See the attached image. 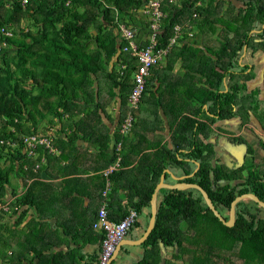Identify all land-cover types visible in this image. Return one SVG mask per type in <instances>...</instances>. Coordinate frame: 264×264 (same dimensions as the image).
Listing matches in <instances>:
<instances>
[{
  "label": "trees",
  "instance_id": "obj_1",
  "mask_svg": "<svg viewBox=\"0 0 264 264\" xmlns=\"http://www.w3.org/2000/svg\"><path fill=\"white\" fill-rule=\"evenodd\" d=\"M148 1L29 0L23 6L21 0H0V23L14 31L0 53V202L10 195L14 198L9 211L0 209V216L8 212L22 215L28 207L38 204L33 191L40 182L34 181L19 195V184H14V178L18 173L36 176L33 168H38L37 164L44 162L42 158L52 152L40 146L36 156L28 155L25 134L39 133L44 120L53 123L55 118L66 115H99L104 109L100 104L104 82H109L112 90L117 87L120 97L128 101L138 59L123 51L118 21L137 27V38L141 46H146L150 20L139 9ZM163 9L161 44L174 34L176 24L190 19L196 24L193 37L184 28L182 39L167 58L180 55L187 68L198 70L200 84L188 96L199 103L200 110L202 104H207L202 111L203 120L184 116L178 124L172 140L171 164L189 175L196 167L194 161L200 162L194 175L183 180L203 186L216 208L229 219L231 203L237 195L254 192L264 200V162H257L252 145L243 137L232 138L245 144L249 155V160L236 168L221 161L211 140L216 135L217 121L236 116L245 123L254 114L264 131V81L249 92L247 82L255 78L257 69L253 66L245 72L249 66L239 63L245 45L254 52L264 50V0H181L178 4L166 2ZM255 28L262 31L251 33ZM216 34L223 37L218 45L213 42ZM155 79L149 78L141 102L147 98L162 102L163 96L155 91ZM113 94L116 96L117 92ZM92 103L95 106H90ZM180 138L182 143L177 142ZM180 147L191 150L178 153ZM161 148L165 154L166 147ZM163 168L151 167L147 171L150 182L144 199L131 205L138 212L143 205L148 206V221L151 198ZM123 173L117 170L111 178ZM160 197L156 225L142 243V258L123 264H264V207L258 202H238L235 224L228 226L196 188L163 187ZM124 210L119 217H113L109 210V216L120 220L129 212ZM165 249L172 252L166 255Z\"/></svg>",
  "mask_w": 264,
  "mask_h": 264
},
{
  "label": "crops",
  "instance_id": "obj_2",
  "mask_svg": "<svg viewBox=\"0 0 264 264\" xmlns=\"http://www.w3.org/2000/svg\"><path fill=\"white\" fill-rule=\"evenodd\" d=\"M196 29L195 24L194 34L190 37L195 35ZM261 31L255 28L251 33ZM222 38L216 34L214 44L218 45ZM239 63L249 66L245 72L253 66L257 69L255 78L247 82L249 90L263 85V49L254 52L245 45ZM186 66L180 55L172 54L160 67L152 69L149 78L156 77L155 91L163 96V100L159 103L157 99L147 98L141 102L134 111V124L127 134L121 132V126L130 112L129 100L125 102L118 94V88L112 90L109 82L102 83L100 104L104 109L99 115L98 112L88 116L66 115L61 119L55 118L53 123L47 120L41 123L39 133L51 135L53 142L56 141L57 151L50 153L49 157V154L44 156L46 160L38 168H33L36 176L18 173L14 178V184H19V195L34 181L40 182L33 191L39 205L28 207L22 215L8 212L0 216V264H97L103 231L95 228L93 223L106 185L103 170L119 157V171L124 173L111 178L113 190L111 188L109 193V210L113 217L124 213V208L127 213L134 201L144 199L146 185L150 182L147 171L151 167L164 166L160 181L165 174L167 183L184 181L194 175L200 167L198 161H194L196 167L189 175L182 174L180 166L171 164L172 140L178 124L184 116L203 120L202 111L207 108V104H202L200 110L199 103L189 98L190 90L197 91L201 76L198 70L193 72ZM225 85L226 91L228 77ZM113 91L117 92L116 96ZM251 127L257 133L250 130ZM214 128L216 135L211 140L222 162L230 166L236 163L235 153L241 144L232 138L238 136L255 144L257 162L264 156V148L259 140L253 138L256 134H264L261 122L254 114L245 123L239 116L219 120ZM178 141L182 143L183 139ZM161 147H166L165 154ZM190 150L180 147L178 153ZM167 174L172 178H167ZM160 200L159 191L158 202ZM121 207L122 210L118 211ZM148 219L149 207L143 205L137 222L117 245L111 264L135 263L142 258L144 241H134H139L144 235Z\"/></svg>",
  "mask_w": 264,
  "mask_h": 264
},
{
  "label": "built area",
  "instance_id": "obj_3",
  "mask_svg": "<svg viewBox=\"0 0 264 264\" xmlns=\"http://www.w3.org/2000/svg\"><path fill=\"white\" fill-rule=\"evenodd\" d=\"M178 4L181 0H149L139 9V12L146 15L150 20L148 44L141 46L138 40L139 30L137 27L128 24L125 21H118L119 42L122 43L123 51L131 52L138 59V67L134 73V85L129 94L130 112L124 118L121 126V132L127 134L131 131L134 124V111L140 107L142 97L148 82V78L154 66L163 63L171 51L172 47L183 36V30L188 28V35L194 34L193 22L185 21L183 24L175 25L174 34L168 39L167 43H160L162 32V20L165 16L163 9L164 3ZM23 6L29 3V0H21ZM200 5L201 2H198ZM194 17H197L195 12ZM14 35V31L6 24L0 23V53L8 46V38ZM126 67V65H123ZM23 141L30 156L37 155V149L44 146L50 152L57 151L53 143L51 135L41 133H28L23 136ZM46 158L43 157L42 161ZM40 163L37 164V167ZM121 167L120 157L118 160L103 170L106 177V185L102 191V203L99 207L97 218L94 221V227L104 231V237L101 242V250L98 256L97 264H110L117 245L128 235L130 229L134 226L139 218V212L135 208H131L129 212L120 220H113L109 216V193L112 188L111 175ZM14 197H9L5 202H0V209L10 210V204Z\"/></svg>",
  "mask_w": 264,
  "mask_h": 264
},
{
  "label": "water",
  "instance_id": "obj_4",
  "mask_svg": "<svg viewBox=\"0 0 264 264\" xmlns=\"http://www.w3.org/2000/svg\"><path fill=\"white\" fill-rule=\"evenodd\" d=\"M241 149L238 150L235 154H236V165L235 167H241L245 161V153H246V145L245 144H241ZM198 165L200 166V163L197 162ZM165 179V174H163V177L161 179V181L157 184L152 198H151V218L149 221V225L144 233V235L141 237V239L139 241H134L135 243H142L143 241H145L148 236L150 235V233L152 232V230L154 229L155 225H156V218H157V213H158V193L160 191L161 188L163 187H168V188H177V189H187V188H196L198 190H200L207 202V204L209 205V207L214 211L215 215L219 217L220 220L223 221L224 224L228 225V226H233L235 224L236 221V206L237 203L240 202L241 200H246V199H250L253 201L258 202L262 207H264V200L261 199L256 193L254 192H246L240 195H237L235 197V199L232 201L231 203V209H230V217L229 219H226L221 213L220 211L216 208L212 198L210 197L209 193L207 192V190L201 186L198 183H190V182H185V181H180L177 183H167L164 181ZM111 264V262H110Z\"/></svg>",
  "mask_w": 264,
  "mask_h": 264
},
{
  "label": "rangeland",
  "instance_id": "obj_5",
  "mask_svg": "<svg viewBox=\"0 0 264 264\" xmlns=\"http://www.w3.org/2000/svg\"><path fill=\"white\" fill-rule=\"evenodd\" d=\"M257 29V28H256ZM257 60V59H256ZM110 84V83H109ZM248 91L250 92L251 90H249L248 89ZM242 94H246V92H242ZM247 96L248 95H251V96H253L252 95V93H247L246 94ZM261 96H264V91L262 92V95ZM241 117H242V115H241ZM248 130V127L246 128V131ZM250 130H252V131H255L252 127L250 128ZM249 130V131H250ZM256 132V131H255ZM257 133V132H256ZM253 138H255L256 140H261V142H260V145H261V147H263L264 148V134H262V133H259V134H256V136L254 135V137ZM247 140V139H246ZM249 143H250V141H249ZM251 145H252V150H253V152H256L257 151V149H256V147H255V144H252V143H250ZM249 156V155H248ZM248 156H247V158L246 159H248ZM255 158L257 159V157H256V153H255ZM263 158H264V156L263 157H261V159H260V161H263L264 162V160H263ZM249 160V159H248ZM258 160V159H257ZM249 203H251V201L249 200ZM252 204V203H251ZM170 252H172L170 249L169 250H164V254H170Z\"/></svg>",
  "mask_w": 264,
  "mask_h": 264
},
{
  "label": "flooded vegetation",
  "instance_id": "obj_6",
  "mask_svg": "<svg viewBox=\"0 0 264 264\" xmlns=\"http://www.w3.org/2000/svg\"><path fill=\"white\" fill-rule=\"evenodd\" d=\"M239 137H243V136H238V137H236V138H239ZM243 138H245V137H243ZM246 139V138H245ZM237 144H241V143H239V142H237V141H235ZM261 142V140L259 139V143ZM242 147V146H241ZM241 147H240V149H241ZM254 156H255V152H254ZM235 157H236V154H235ZM246 158H247V154L245 153V160H246ZM244 163H245V161H244ZM243 163V164H244ZM236 165V163H234V165L233 166H235Z\"/></svg>",
  "mask_w": 264,
  "mask_h": 264
}]
</instances>
